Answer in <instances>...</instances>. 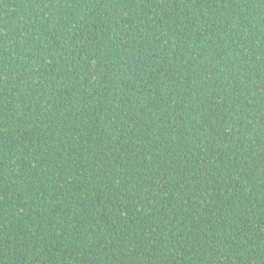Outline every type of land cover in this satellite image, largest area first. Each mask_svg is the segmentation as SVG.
<instances>
[{
  "label": "trees",
  "instance_id": "trees-1",
  "mask_svg": "<svg viewBox=\"0 0 264 264\" xmlns=\"http://www.w3.org/2000/svg\"><path fill=\"white\" fill-rule=\"evenodd\" d=\"M0 264H264V0H0Z\"/></svg>",
  "mask_w": 264,
  "mask_h": 264
}]
</instances>
